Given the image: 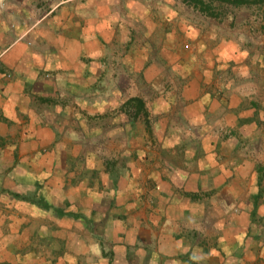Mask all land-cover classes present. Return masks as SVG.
Segmentation results:
<instances>
[{"label": "crops", "instance_id": "1", "mask_svg": "<svg viewBox=\"0 0 264 264\" xmlns=\"http://www.w3.org/2000/svg\"><path fill=\"white\" fill-rule=\"evenodd\" d=\"M53 1L0 0V264H264V102L226 34Z\"/></svg>", "mask_w": 264, "mask_h": 264}, {"label": "rangeland", "instance_id": "2", "mask_svg": "<svg viewBox=\"0 0 264 264\" xmlns=\"http://www.w3.org/2000/svg\"><path fill=\"white\" fill-rule=\"evenodd\" d=\"M59 1L62 0H54L53 2ZM121 1L126 2V0ZM157 1L166 5L178 2L179 6L182 8L181 11L183 14H189V16L194 15V13L196 15H201L205 17L206 22L211 24L212 32H224L228 38V42L225 45L222 44L218 51L222 57L220 61L221 68H227L228 70L227 84L233 86V84L237 82L236 85H244L246 90L247 88H251L249 86H251V82L254 81V88L255 86L258 87L255 95L259 101L264 102V3L240 8L215 3L213 6L217 13V17L211 18L195 10L191 2L193 0ZM191 18L194 19L193 16H191ZM235 71L239 73L237 74L236 72V75L234 73ZM250 76H253L254 80H246ZM258 82H260L261 89ZM235 87L236 86H234V88ZM204 144L205 147L208 148L207 142ZM56 193L57 192L54 194ZM36 216H39L41 221L44 218L43 214L39 212H37ZM49 217H52L53 225L59 224L56 219L57 216L52 214ZM42 224L43 223H41V225ZM61 224L65 225L68 229L71 228L73 231L79 229L77 223L70 222L69 220H61ZM117 228L120 227L117 226Z\"/></svg>", "mask_w": 264, "mask_h": 264}, {"label": "trees", "instance_id": "3", "mask_svg": "<svg viewBox=\"0 0 264 264\" xmlns=\"http://www.w3.org/2000/svg\"><path fill=\"white\" fill-rule=\"evenodd\" d=\"M191 2L194 9L199 13L211 18H216L217 13L213 6V4L215 3L220 5H228L234 8H240L244 6L263 4L264 0H193ZM128 102L136 103L138 105V108H143V103L139 99H131Z\"/></svg>", "mask_w": 264, "mask_h": 264}]
</instances>
